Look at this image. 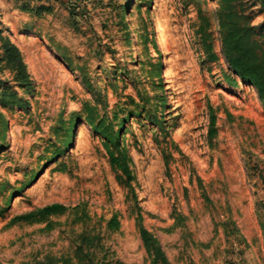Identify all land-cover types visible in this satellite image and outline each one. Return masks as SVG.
Here are the masks:
<instances>
[{"label":"rangeland","instance_id":"rangeland-1","mask_svg":"<svg viewBox=\"0 0 264 264\" xmlns=\"http://www.w3.org/2000/svg\"><path fill=\"white\" fill-rule=\"evenodd\" d=\"M237 2L264 55V0ZM219 8L0 0L29 76L0 62V264H153L139 223L170 264H264V99L225 58ZM54 203L66 210L11 223Z\"/></svg>","mask_w":264,"mask_h":264},{"label":"trees","instance_id":"trees-1","mask_svg":"<svg viewBox=\"0 0 264 264\" xmlns=\"http://www.w3.org/2000/svg\"><path fill=\"white\" fill-rule=\"evenodd\" d=\"M220 8L218 10V19L220 27V36L222 42V50L225 58L228 61L231 70L242 81H246L254 85L260 96L264 99V55L260 50L261 45L253 38L254 28L251 24L252 16L247 14L244 6L237 0H219ZM29 10H37V12L47 11L50 6L41 5L37 8L29 7ZM201 40L205 52L210 60L219 59L212 42L211 33H208V28L211 23L207 17H201ZM202 27V28H201ZM1 55L0 62H4L15 72L16 79L22 83H28L29 76L26 71V66L23 61L22 53L19 47L10 39L1 36ZM217 135L216 115L213 111L210 113V123L208 130V138L213 140ZM110 157L113 164L120 166L123 171L131 177V172L128 165L123 166L121 163L125 161L126 156H116L110 151ZM66 210V206L60 203L46 205L34 211L17 215L11 223H21L30 221H41L46 216L60 213ZM116 218L111 220V223L116 222ZM138 220L142 221V215L139 214ZM140 224V234L143 243L147 250L153 254V264L161 260L163 264H170L161 244L154 234Z\"/></svg>","mask_w":264,"mask_h":264}]
</instances>
